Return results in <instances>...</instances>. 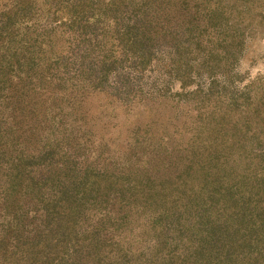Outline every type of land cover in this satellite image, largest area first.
I'll return each instance as SVG.
<instances>
[{
	"label": "rangeland",
	"instance_id": "obj_1",
	"mask_svg": "<svg viewBox=\"0 0 264 264\" xmlns=\"http://www.w3.org/2000/svg\"><path fill=\"white\" fill-rule=\"evenodd\" d=\"M31 1L25 25L64 52L63 76L75 82L62 93L70 99L62 106L75 109L62 118L74 129L70 152L85 145L90 161L98 155L95 171L118 189L83 220L98 250L112 253L82 263L264 264V0H93L105 12L96 33L119 57L106 94L75 92L89 34L78 38L57 0ZM15 3L0 0L1 27ZM36 101L41 113L45 99ZM4 181L0 227L14 199ZM18 235L7 237L17 244L11 255L24 247ZM70 253L65 264H74ZM5 264L19 263L9 256Z\"/></svg>",
	"mask_w": 264,
	"mask_h": 264
},
{
	"label": "trees",
	"instance_id": "obj_2",
	"mask_svg": "<svg viewBox=\"0 0 264 264\" xmlns=\"http://www.w3.org/2000/svg\"><path fill=\"white\" fill-rule=\"evenodd\" d=\"M54 1L44 4L52 7ZM78 1L72 4L57 0V6L69 18V28L78 38L89 34L85 40L92 48V52L80 57L82 61L76 68L79 87L75 92L106 94L103 80L117 66L119 57L117 60L114 51L96 33L105 20V12L96 13L93 0ZM33 8L31 0H16L2 16L0 26V180L4 178L14 194L11 207L2 212L0 264H5L9 256L19 264H65L63 255L69 250L74 264H83L82 256L92 253L101 261L112 252L98 250L97 232L89 231L83 220L89 206L106 201L118 189L109 177L95 171L98 155L90 161L85 145L70 152L74 129H65L62 118L71 117L75 109L62 106V99L70 100L63 94L74 92L71 84L75 82L63 76L69 72L64 52L47 47L49 37L33 38L30 28L34 24L25 25L33 21ZM126 38L135 41L129 34ZM10 90L15 91L14 96H8ZM41 98L46 106L40 113L36 108L38 101L34 100ZM79 117L84 118L83 113ZM31 145L35 146L30 148ZM38 166L43 167L42 173L33 175L32 169ZM30 196L38 207L33 204L25 208ZM11 233L19 234L17 241H23L24 246L14 255L11 254L17 244L7 239ZM110 260V264L119 262H114L116 257Z\"/></svg>",
	"mask_w": 264,
	"mask_h": 264
}]
</instances>
